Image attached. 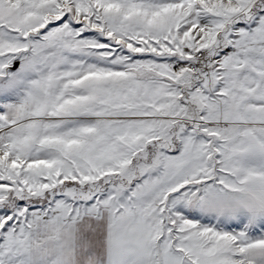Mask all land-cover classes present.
Returning <instances> with one entry per match:
<instances>
[{
  "label": "snow or ice",
  "instance_id": "6c2138e0",
  "mask_svg": "<svg viewBox=\"0 0 264 264\" xmlns=\"http://www.w3.org/2000/svg\"><path fill=\"white\" fill-rule=\"evenodd\" d=\"M0 264H264V0H0Z\"/></svg>",
  "mask_w": 264,
  "mask_h": 264
}]
</instances>
